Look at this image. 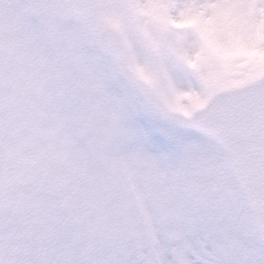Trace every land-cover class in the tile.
<instances>
[{"label":"snow or ice","instance_id":"snow-or-ice-1","mask_svg":"<svg viewBox=\"0 0 264 264\" xmlns=\"http://www.w3.org/2000/svg\"><path fill=\"white\" fill-rule=\"evenodd\" d=\"M262 55L264 0H0V264H264Z\"/></svg>","mask_w":264,"mask_h":264},{"label":"rangeland","instance_id":"rangeland-1","mask_svg":"<svg viewBox=\"0 0 264 264\" xmlns=\"http://www.w3.org/2000/svg\"><path fill=\"white\" fill-rule=\"evenodd\" d=\"M224 54H228L227 49L224 50ZM260 62H261L262 64H264V55H262V56L260 57Z\"/></svg>","mask_w":264,"mask_h":264}]
</instances>
